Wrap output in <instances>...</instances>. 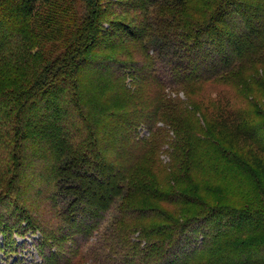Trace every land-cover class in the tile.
I'll use <instances>...</instances> for the list:
<instances>
[{"label": "trees", "instance_id": "1", "mask_svg": "<svg viewBox=\"0 0 264 264\" xmlns=\"http://www.w3.org/2000/svg\"><path fill=\"white\" fill-rule=\"evenodd\" d=\"M83 3L78 14L74 0H0V202L17 208L0 210L2 232L22 236L25 221L49 249L71 239V254L40 264H75L117 202L114 231L87 264H264V113L217 94L192 105L201 121L186 119L167 93L264 58V0ZM159 143L163 177L152 173ZM26 169L40 187L23 192L50 206L60 234L20 202ZM19 246L2 244L3 255Z\"/></svg>", "mask_w": 264, "mask_h": 264}, {"label": "rangeland", "instance_id": "2", "mask_svg": "<svg viewBox=\"0 0 264 264\" xmlns=\"http://www.w3.org/2000/svg\"><path fill=\"white\" fill-rule=\"evenodd\" d=\"M74 8L78 12V14H81L84 11V3L83 0H74ZM49 5H45L42 8V14H46V11L48 9ZM153 11V10H151ZM43 44L50 48L56 44H58V41L55 39H46L42 41ZM58 45H56L57 47ZM55 49V47H53ZM264 54V52L262 53ZM261 54V55H262ZM262 58V59H261ZM255 60H251L249 62H241L237 63L232 72L228 75H225L223 77H220L217 80H213L212 82L203 85L202 87L198 88L197 90L191 89L188 87L187 90L182 87L174 86L171 89L167 91L168 93V99L169 102L172 104V106L176 105L175 108H180V112L182 116H185L186 119H190L191 115L194 116V118L199 119L201 121L200 117V111L199 109L194 108L192 105H196L197 101L206 102L208 98H217V94L222 95L223 102L228 101L229 104L233 105L234 107H251L253 109H256L258 111H261L264 113V58L261 57ZM6 80H2L1 84L4 86V82ZM198 93V94H197ZM6 95V94H5ZM1 97V96H0ZM0 113L2 111H6V105L7 99H4L2 102V99L0 98ZM173 115V114H172ZM159 126H162L163 128H167L166 125H163L162 122L158 123ZM186 125V123H184ZM146 131L142 132L145 133ZM169 134L166 135V137L171 136L173 137V131L170 130L168 132ZM147 134V132H146ZM169 149H167V144L161 145L159 143L158 147H154L153 150L150 152L152 155L153 161H157L155 169L156 171L152 172L154 176L163 177V175H159L160 168L168 169V162L170 160V156L168 154ZM6 159H5V153L0 150V179L5 178L8 173L6 169ZM152 163L147 164L148 166H151ZM159 168V170H158ZM30 170L26 169L25 174L26 178L20 181L18 188L20 191L19 200L21 203H24L28 207H30L34 211V216L40 214H45V219L43 221L44 226L47 227L48 230L54 231L55 233L60 234V228H57V218L54 217L55 213L50 212V206L43 209L42 205L39 201L35 199V196H30V194H27L23 192L26 188L29 187L28 182H33L35 185L40 187L38 184V178H35V175L30 174ZM195 176L198 178L199 172L192 173V176ZM161 179V178H160ZM34 185V187H35ZM222 187V185H221ZM218 186L219 190L231 192L232 189H228L227 185L223 186L221 188ZM30 192L37 193L36 188H28ZM18 190V189H17ZM18 192V191H17ZM26 194V195H24ZM16 195V194H15ZM27 198V199H26ZM37 198V197H36ZM17 199V198H15ZM232 200H235L234 198ZM131 205H137L135 196L132 200H130ZM147 204L146 202L144 203ZM118 203L115 202L109 210L105 212V214L100 218L99 224L100 227L98 231L93 232V235L90 237V241L83 242L82 246H79V249L81 250L80 256L77 258V261L75 264H87V260L85 258V255L93 256L95 253H100L98 250L93 252L92 247L98 246L99 240L101 241L104 238V242H107V238L114 231V224L113 221L115 220L117 213H118ZM195 209L196 207H192ZM14 210L13 212H17L13 205H11V202L8 199H4L0 202V210ZM55 212V211H54ZM22 226H25L19 229V232H23L22 236H19V234L15 231V228L8 231L9 233H3L0 229V264H40L41 257L45 261L52 262V260L57 261L61 259L62 254H58L61 250V252H67V255L71 254V251L74 249L75 241H72L71 239H68L65 237H61V241H66V245L64 246H57L56 244H52L50 246V249L48 248V243L44 241L45 235L44 233L38 231V230H31L27 225H25V221H22ZM1 228V227H0ZM103 234V235H102ZM106 236V237H105ZM14 238L16 240V243L21 245L18 247V252L10 253L9 257H6V255H3L2 251V244L12 240ZM57 237L53 240V242L56 240ZM46 240V239H45ZM60 240V239H59ZM41 241V242H40ZM45 243V244H44ZM92 250V251H91ZM100 251V249H99ZM54 252V253H52ZM60 252V253H61ZM93 252V255H91ZM54 254V255H53ZM83 259H79L82 258Z\"/></svg>", "mask_w": 264, "mask_h": 264}]
</instances>
